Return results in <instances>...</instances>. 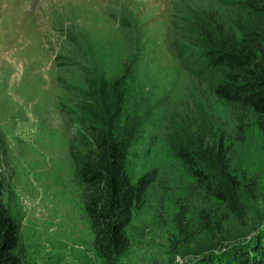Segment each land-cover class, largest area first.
Listing matches in <instances>:
<instances>
[{"label": "rangeland", "instance_id": "obj_1", "mask_svg": "<svg viewBox=\"0 0 264 264\" xmlns=\"http://www.w3.org/2000/svg\"><path fill=\"white\" fill-rule=\"evenodd\" d=\"M215 4L217 0H0V182L2 201L20 227L18 264H190L207 255L227 256L249 247L257 236L264 238L261 132L250 121L244 140L238 141L226 102L207 94L206 104L222 124L228 146L236 150L229 151L230 170L242 186L255 183L257 190L254 197L246 187L242 190L249 211L241 214L231 206L225 211L209 197L215 216L220 214L212 222L223 218L234 230L241 229L231 235L236 238L221 240L212 254L181 253L194 248V236L203 235L208 224L197 228L198 219L189 211L194 200L187 195L194 178L172 155L165 137L173 103L187 101L190 86L197 84L182 68L172 40L174 30L181 39L182 29L195 23V5ZM137 53L141 58L128 102L139 104L143 133L128 148L127 166L134 178L154 171L155 180L133 207L121 254L110 260L94 249L73 181L68 142L82 116L73 100L90 84L123 75ZM195 229L199 234L193 235Z\"/></svg>", "mask_w": 264, "mask_h": 264}, {"label": "trees", "instance_id": "obj_2", "mask_svg": "<svg viewBox=\"0 0 264 264\" xmlns=\"http://www.w3.org/2000/svg\"><path fill=\"white\" fill-rule=\"evenodd\" d=\"M217 1V6L195 5V23L182 29V40L174 30L172 40L182 68L197 84L195 89L190 86L187 101L173 103L164 125L165 137L172 155L194 178L187 195L194 200L189 211L198 219L197 228L201 230L206 223L209 228L203 227L206 232L194 236L198 240L191 252H181L184 256L212 254L221 240L236 238L234 231L241 229L234 230L223 218L213 223L220 214L215 216L209 197L225 211L231 206L241 214L249 211L242 190L246 187L250 197L257 190L255 183L242 186L230 170L233 156L229 151L234 154L236 150L228 146L226 132L206 104V95L226 102L238 141L244 140L252 121L264 145V0ZM140 58V53L135 54L136 61L125 67L123 75L100 79L73 100L82 115L68 142L73 181L93 233L94 249L110 260L112 254H121L133 207L144 200L155 180L154 171L134 178L127 166L128 148L143 133L139 104L128 102ZM2 190L0 182V264H18L20 227L2 201ZM197 234L195 229L193 235ZM252 243L227 256L207 255L190 264H264V238L257 236Z\"/></svg>", "mask_w": 264, "mask_h": 264}]
</instances>
